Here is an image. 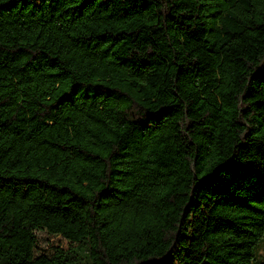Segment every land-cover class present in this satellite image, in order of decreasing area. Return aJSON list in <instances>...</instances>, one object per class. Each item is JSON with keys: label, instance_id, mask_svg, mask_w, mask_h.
Masks as SVG:
<instances>
[{"label": "trees", "instance_id": "1", "mask_svg": "<svg viewBox=\"0 0 264 264\" xmlns=\"http://www.w3.org/2000/svg\"><path fill=\"white\" fill-rule=\"evenodd\" d=\"M40 229L72 244L37 254ZM262 242L264 0H0V264Z\"/></svg>", "mask_w": 264, "mask_h": 264}, {"label": "rangeland", "instance_id": "2", "mask_svg": "<svg viewBox=\"0 0 264 264\" xmlns=\"http://www.w3.org/2000/svg\"><path fill=\"white\" fill-rule=\"evenodd\" d=\"M38 243L36 247L37 254H51L56 251L57 248H67L72 242L62 236L50 234L47 230L40 229L37 231ZM259 255H264V242ZM258 255V256H259Z\"/></svg>", "mask_w": 264, "mask_h": 264}]
</instances>
